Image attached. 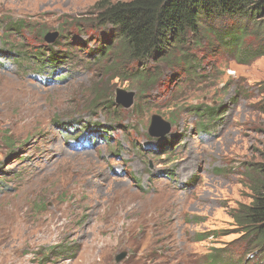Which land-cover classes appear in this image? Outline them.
I'll list each match as a JSON object with an SVG mask.
<instances>
[{
  "label": "rangeland",
  "instance_id": "obj_1",
  "mask_svg": "<svg viewBox=\"0 0 264 264\" xmlns=\"http://www.w3.org/2000/svg\"><path fill=\"white\" fill-rule=\"evenodd\" d=\"M96 1L0 0V264H264L232 218L264 169V55L216 37L264 34L225 18L184 47L188 70L130 61Z\"/></svg>",
  "mask_w": 264,
  "mask_h": 264
},
{
  "label": "trees",
  "instance_id": "obj_2",
  "mask_svg": "<svg viewBox=\"0 0 264 264\" xmlns=\"http://www.w3.org/2000/svg\"><path fill=\"white\" fill-rule=\"evenodd\" d=\"M92 10L94 27L109 28L111 38L122 45L123 56L130 61H179L187 70L191 61L183 52L184 47L198 36L210 33L215 21L237 18L251 23L255 31L252 33L264 34V0H98ZM14 25L20 27L21 23L14 22ZM246 35L243 28L226 34L219 30L216 37L223 47L238 48V56L264 55L263 44L254 50L244 46ZM103 50L106 48L101 47L98 52ZM153 80L154 77H148L143 82ZM214 114L211 107L196 113L199 116ZM259 178L252 188V202L232 214L235 223L242 226L243 233L250 238L251 250L264 247V169L259 170ZM219 261L220 256L215 254L207 258L205 264Z\"/></svg>",
  "mask_w": 264,
  "mask_h": 264
},
{
  "label": "water",
  "instance_id": "obj_3",
  "mask_svg": "<svg viewBox=\"0 0 264 264\" xmlns=\"http://www.w3.org/2000/svg\"><path fill=\"white\" fill-rule=\"evenodd\" d=\"M58 36L57 32L47 33L44 39L47 42H53L56 37ZM132 92H124L123 90H117L116 102L123 106L124 108H128L132 105ZM168 130V123L161 119L159 115H153L151 118L150 126H149V133L150 135H164L165 132ZM126 256V252L122 251L119 252L115 256V262L118 263L123 260Z\"/></svg>",
  "mask_w": 264,
  "mask_h": 264
},
{
  "label": "bare ground",
  "instance_id": "obj_4",
  "mask_svg": "<svg viewBox=\"0 0 264 264\" xmlns=\"http://www.w3.org/2000/svg\"><path fill=\"white\" fill-rule=\"evenodd\" d=\"M54 220H56V217L55 216L51 217V221H54Z\"/></svg>",
  "mask_w": 264,
  "mask_h": 264
}]
</instances>
